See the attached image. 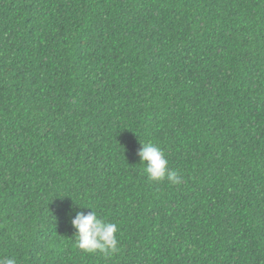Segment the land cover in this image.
I'll list each match as a JSON object with an SVG mask.
<instances>
[{
  "label": "trees",
  "instance_id": "obj_1",
  "mask_svg": "<svg viewBox=\"0 0 264 264\" xmlns=\"http://www.w3.org/2000/svg\"><path fill=\"white\" fill-rule=\"evenodd\" d=\"M76 204L118 251L74 246ZM6 258L264 264V0H0Z\"/></svg>",
  "mask_w": 264,
  "mask_h": 264
},
{
  "label": "clouds",
  "instance_id": "obj_2",
  "mask_svg": "<svg viewBox=\"0 0 264 264\" xmlns=\"http://www.w3.org/2000/svg\"><path fill=\"white\" fill-rule=\"evenodd\" d=\"M141 145L138 155L150 182L165 179L171 184L181 182L178 172L170 170L169 162L158 146L143 142ZM79 207L92 209L90 206ZM71 224L75 229L74 246L80 251L86 254L103 253L106 256L118 251L119 225L100 218L94 210L87 215L83 211L78 212ZM0 264H16V261L13 258L0 259Z\"/></svg>",
  "mask_w": 264,
  "mask_h": 264
}]
</instances>
